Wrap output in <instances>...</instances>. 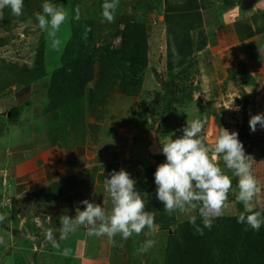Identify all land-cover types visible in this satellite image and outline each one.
Segmentation results:
<instances>
[{
	"label": "rangeland",
	"instance_id": "rangeland-1",
	"mask_svg": "<svg viewBox=\"0 0 264 264\" xmlns=\"http://www.w3.org/2000/svg\"><path fill=\"white\" fill-rule=\"evenodd\" d=\"M101 1L104 0H83L84 16L98 20ZM133 1L145 3L138 6L133 4ZM160 1H162L161 4L153 0H119L114 20L108 22L104 19L99 22L102 28L100 44L110 42L113 46L119 45L120 39L111 34L109 30L116 25L122 15L126 14L134 21L146 23L150 35V63L148 68L142 72V86L136 95H128L119 88L123 75L127 73V67L121 66L114 74L115 84H112L105 94L104 92L100 94L93 104L85 99L86 128L77 131L74 135L75 140H71L69 145L81 144L85 140V143H89L88 148L93 151L92 156H94L98 152L124 144L122 163L127 166L126 171L131 178L136 180L135 173L138 171L145 168L156 170L157 166L162 163L151 158L148 151L150 133L158 122L160 126L157 136L161 147V144L166 143L170 136L173 140L181 137L182 129L187 126V121L206 120L207 123L200 136L204 138L209 147L213 146L221 127L229 132H238V139L243 143L246 155L254 158L252 172L261 186V192L253 201L254 209L262 208L264 207V128L258 124L257 130L252 132L249 120L251 116L264 113V37L226 50L206 47L200 52L196 51L193 56L194 61L186 72L192 84L190 94L193 100L189 108L192 109V114L185 117V108L179 107L174 110L169 119L164 121L162 114L165 104L158 103L162 97L156 93L163 94L161 83L168 78L169 36L162 16L164 0ZM171 1L173 3L183 2V0ZM237 3L238 0L215 1L211 7L202 12L206 16L216 12L222 16L221 18H226L222 19L224 22L229 19L233 11L236 12L234 9L239 8ZM56 6L62 7L69 14L60 26L62 29H67L72 17L70 1ZM246 12L242 11L243 14ZM24 25L25 23L20 22L16 29L7 30L0 20V38L9 40L6 46L0 48V62L4 60L12 63L18 62L21 65H32L37 48L43 39L47 44V59L57 63L58 50L69 38V30L52 35L50 29L41 30L35 22L27 27ZM119 29H122V26L118 27ZM175 56L177 57L176 54ZM95 81L96 79L90 84V89H93ZM15 91L14 87L3 95L10 93L12 96L9 97H13ZM42 94L31 98L32 106L24 109L21 118L15 124L10 123L5 115L14 105V99L10 100L13 102H7L6 107L4 105L0 108V189L3 174L16 164L15 156L19 158L25 153L23 148L26 143L32 144L34 150L45 148L35 146L41 130L36 124L44 110L43 99L45 97ZM246 103L247 106L244 109L243 106ZM88 125H92V128ZM162 156L165 158L163 154ZM222 160L221 155L217 163ZM223 170L232 178V188L228 194L227 207L218 217H229L238 214V203L240 202L237 199L238 178L227 167ZM2 202L3 200H0V215L5 216V219L0 222V238H3V243H0V264H79L71 253V248L75 246L74 241L79 234L71 233L67 239L60 240L59 228L52 227L54 221L48 219L50 216L45 211L42 212V209L37 207L36 210L33 207L29 216L23 212V209L15 210L14 219L18 226L15 231L18 234H25L24 238L22 236L17 238V235L13 236L12 228L9 226L10 207H12L10 204L12 203ZM23 217H28L29 221L23 223ZM19 223L23 224L21 226L23 228L20 227L21 230ZM50 225L51 229L55 230L59 248L54 247L46 239V232L50 229ZM26 228L29 231L28 234L26 230H23ZM86 239L91 242L97 240L96 236L89 235ZM114 239L116 240L115 250L121 248L124 253L122 255L119 251L117 255L115 251V255L124 258L125 264H164L166 254L162 241L166 239V234L157 227L156 223L154 231L146 227L139 235L133 233L127 240H124L120 234H117ZM146 240L154 241L153 246L147 252L140 253L138 250ZM65 249H69L68 255L63 254Z\"/></svg>",
	"mask_w": 264,
	"mask_h": 264
},
{
	"label": "trees",
	"instance_id": "trees-1",
	"mask_svg": "<svg viewBox=\"0 0 264 264\" xmlns=\"http://www.w3.org/2000/svg\"><path fill=\"white\" fill-rule=\"evenodd\" d=\"M67 1H70L72 17L68 22V28H60L56 33L69 30L70 36L58 50L57 63L47 59V44L43 39L37 48L32 65L4 60L0 62V102L10 95V93L3 95L8 90L15 87V92H20L19 103L5 113L10 123H17L24 109L32 106V97L44 94H42L45 97L44 110L36 124L37 128L41 129L38 143L35 145L39 147L44 145L43 147L69 148V142L75 140V133L86 128L85 99L93 104L100 94L103 92L105 94V91L115 84L113 77L121 66L127 67V73L123 75L119 88L128 95H136L142 86V72L150 63V35L146 23L134 21L124 14L109 30L120 39L119 45L113 46L110 42L101 45L102 28L99 22L104 20L101 14L104 1L99 4V17L95 20L84 16L83 0H47L54 5ZM153 1L162 3L160 0ZM215 1L221 0H183L180 3L163 1L165 6L162 16L169 36L168 78L161 83L163 94H156L162 97L158 103L165 104L162 114L164 121L179 107L185 108V117L192 114V109H189L193 100L190 94L192 84L186 72L194 61L196 51L200 52L207 46L202 11L211 7ZM45 2L24 0L23 14L20 17L14 16L11 9L6 7L0 20L7 30L16 29L20 22L25 23L29 18L38 24L36 14H42V5ZM144 3L133 1V4L138 6ZM77 5L80 7L79 20L75 19ZM236 5L241 9H247L248 0H238ZM117 26H122V29L118 30ZM86 28H90L91 31L87 33L85 39ZM8 43V39L0 38V48ZM95 79L93 89H90V84ZM246 106L247 103L243 108L246 109ZM88 126L92 128V125ZM82 142L81 144H84L85 140ZM24 146L23 149L31 151L34 147L30 143ZM15 158L17 161L18 156ZM151 158L165 162L162 155ZM155 171L153 168L142 170L140 172L142 179L136 184V190L145 199L146 211L155 212L156 225L166 232L164 264H264V224L259 230H253L246 223H238L239 214L244 211L241 202L238 203L237 215L214 217L211 229L203 227L197 209L196 225L203 230L201 235L195 231L187 217L181 218L174 212L170 214L164 210L163 204L156 198ZM55 198L48 193L45 198L41 197L40 201L47 203ZM254 210L264 214V207ZM81 229L84 230L85 227ZM107 238L105 236L103 239Z\"/></svg>",
	"mask_w": 264,
	"mask_h": 264
},
{
	"label": "clouds",
	"instance_id": "clouds-1",
	"mask_svg": "<svg viewBox=\"0 0 264 264\" xmlns=\"http://www.w3.org/2000/svg\"><path fill=\"white\" fill-rule=\"evenodd\" d=\"M6 7L11 9L14 16L20 17L23 14L24 0H0V17ZM118 7L119 0H104L102 17L112 22ZM42 9V14H36L38 26L41 30L50 29V34L54 35L69 14L47 0ZM75 13V19L79 20V5L76 6ZM31 23L29 18L24 26ZM90 31V28H86L85 39ZM206 123L202 119L187 121L181 137L173 140L170 136L166 143L161 144L166 160L157 166L154 173L156 198L163 204L166 212L171 214L178 211L185 215L195 231L202 235L203 230L196 225L197 209L203 227L211 229L213 218L218 217L227 207L228 194L232 188V178L217 163L218 157L222 155L227 169L238 178L237 199L242 202L244 211L239 214L237 222L259 230L264 224V214L255 211L253 205L254 198L261 192L260 182L252 172L254 158L246 155L244 145L238 139V132H229L222 127L213 146L206 145L204 138L200 136ZM258 124L264 128V113L251 116L249 126L252 132L257 130ZM104 186L111 201V211H106L100 204L81 201L84 210L76 207L74 218L66 214L60 216V240L67 239L69 234L81 227L87 228L89 236H107L112 244L115 243L113 238L117 234L127 240L133 233L139 235L146 227L150 231L155 230V212L146 211L145 199L136 190V181L127 171H113L110 179H105ZM4 219L5 216L0 215V222ZM46 239L59 248L55 230L48 229ZM0 243H3V238H0ZM153 243L152 240H146L138 251L147 252ZM63 254L68 255L69 249H65Z\"/></svg>",
	"mask_w": 264,
	"mask_h": 264
},
{
	"label": "crops",
	"instance_id": "crops-1",
	"mask_svg": "<svg viewBox=\"0 0 264 264\" xmlns=\"http://www.w3.org/2000/svg\"><path fill=\"white\" fill-rule=\"evenodd\" d=\"M263 4L264 0H257L252 8H236L234 9L236 12L233 11L232 15H229V19L224 22L222 20L224 17L221 18L222 16L216 12L208 16L204 14V30L207 36L206 47L226 50L254 39L263 38ZM244 10L247 11L245 14L242 13ZM10 95L0 102V108L4 105L6 107L7 102L12 99H14V105L19 103V91L15 92L13 97H9ZM88 144V142L74 144L69 148L45 147L32 149V151L24 150L23 156L18 158L16 164L3 174L0 200L14 204H10L12 207H10L11 216L9 217V226L12 228L13 236L17 235V238L20 236L25 237L24 233L18 234L15 231L16 228L18 229L14 219L15 210L23 209V212H26L29 216L32 208L35 207L36 209L38 207L42 209V212L45 211L51 217V220L57 221L54 222V226L52 225L53 228L55 227L54 229L60 228L59 218L61 215L66 214L74 218L76 207L83 211L84 205L80 203L83 200L100 204L105 207L106 211H111V201L105 191L104 181L106 178L110 179V174L113 171L119 172L121 169L126 171L127 166L122 163L124 161L122 152L125 145L119 144L107 151L100 150L101 152L92 156L93 151L89 150ZM222 162L220 161L218 164L224 169L226 166ZM140 172L135 173L136 184L142 179ZM48 193L55 196V200L42 203L40 201L41 197L45 198ZM175 215H180L181 218L186 217L178 211ZM27 218L23 217V223L29 221V218L28 220ZM21 226L23 224L19 223V229ZM157 227L159 228L158 225ZM23 230L27 231L26 234L29 233L27 228ZM75 233L79 234V237L74 241L75 246L73 245L71 248V253L79 264H125L124 258L115 255V251H117V255L119 251L120 254L124 255L123 249L118 248L115 250V243H109L108 238L103 239L105 236L96 237V242H91V240L86 239L88 236L87 228L84 230L79 228ZM114 241L116 242L115 239ZM162 242L165 245L167 238Z\"/></svg>",
	"mask_w": 264,
	"mask_h": 264
},
{
	"label": "water",
	"instance_id": "water-1",
	"mask_svg": "<svg viewBox=\"0 0 264 264\" xmlns=\"http://www.w3.org/2000/svg\"><path fill=\"white\" fill-rule=\"evenodd\" d=\"M255 3H256V0H248V8L247 9L252 8ZM10 116H11V114H9V117ZM159 126H160V122H158L156 124L155 128L150 133V136L148 139L149 143H150L148 151H149L150 156H152V157H157V156L162 155V149L160 147V143H159L158 136H157Z\"/></svg>",
	"mask_w": 264,
	"mask_h": 264
}]
</instances>
